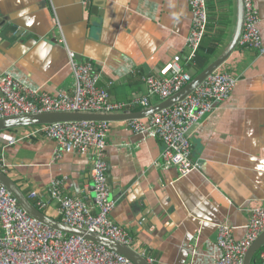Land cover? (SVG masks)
Instances as JSON below:
<instances>
[{"label": "crops", "instance_id": "obj_1", "mask_svg": "<svg viewBox=\"0 0 264 264\" xmlns=\"http://www.w3.org/2000/svg\"><path fill=\"white\" fill-rule=\"evenodd\" d=\"M253 5L264 44V0ZM206 10L207 33L220 39L213 60L232 39L236 1L206 0ZM190 26L188 0H0V73L36 93L71 95V52L91 64L102 85L111 84L112 101L122 102L145 95L142 76L186 57ZM193 66H184L190 76ZM220 70L238 80L230 97L189 130L199 170L187 177L162 167L161 141L134 134L127 121L109 124L103 153L115 202L110 219L149 264H212L223 254L218 226L232 227L240 240L251 208L264 203V54L237 46ZM35 128L0 133L4 172L25 194L42 197L57 180L64 195L95 212L94 155L56 157L55 141L23 138ZM7 136L22 140L9 145ZM42 212L60 221L55 204Z\"/></svg>", "mask_w": 264, "mask_h": 264}, {"label": "built area", "instance_id": "obj_2", "mask_svg": "<svg viewBox=\"0 0 264 264\" xmlns=\"http://www.w3.org/2000/svg\"><path fill=\"white\" fill-rule=\"evenodd\" d=\"M83 3L88 0H82ZM191 26L186 38L187 55L176 56L163 66L157 76H142L145 95L132 94L122 102L112 101L108 89L102 85L100 76L91 64L78 63L69 52L70 66L74 76V91L71 95L50 96L36 93L14 81L6 73H0V119L51 113H122L150 107V99L163 101L183 88L192 78L184 66L193 65L199 46L207 32L208 15L206 0H188ZM244 20L238 47L252 49L264 54V44L259 31V18L253 0H243ZM237 78L220 68L206 78L189 96L170 108L144 118L127 121L131 131L143 138H154L162 142V167H173L179 177H187L198 171L192 160V146L188 138L191 127L224 103L237 82ZM108 122L55 123L36 127L23 138L43 136L58 145L60 153L94 155L91 181L94 189V212L84 201L64 195L60 182L52 180L47 197L28 192L27 199L39 211L55 204L60 223L84 230L116 243L131 247L130 235L110 219L115 206L110 199L107 185V165L104 148L109 130ZM9 145L22 139L7 136ZM5 165L0 158V170ZM264 231V203L251 208L245 226V235L236 240L233 228L219 225L217 245L222 256L212 264H242L245 253ZM264 258V254H262ZM148 262V261H147ZM151 262V261H150ZM0 264H133L123 256L87 241L52 230L23 212L14 197L0 184Z\"/></svg>", "mask_w": 264, "mask_h": 264}, {"label": "water", "instance_id": "obj_3", "mask_svg": "<svg viewBox=\"0 0 264 264\" xmlns=\"http://www.w3.org/2000/svg\"><path fill=\"white\" fill-rule=\"evenodd\" d=\"M236 1V25L229 45L217 57H215L201 72L195 75L183 88L171 97L151 105L148 108L139 111H125L122 113H82V112H51L31 115H21L0 119V132L13 129L32 126L50 125L55 123H73V122H126L134 119H144L150 117L161 110L172 107L189 96L202 82L206 80L213 72L219 69L229 58L232 52L237 48L239 38L242 33L244 20L243 0ZM0 184L14 197L17 206L32 219L38 223L68 236H76L91 241L98 246L113 251L133 264H149L146 259L132 250L110 239L88 233L63 225L59 221L49 218L43 212L39 211L27 199L24 192L14 183V181L2 170H0ZM93 187V185H92ZM264 247V231L251 244L244 255L242 264H251L254 261L256 253Z\"/></svg>", "mask_w": 264, "mask_h": 264}, {"label": "trees", "instance_id": "obj_4", "mask_svg": "<svg viewBox=\"0 0 264 264\" xmlns=\"http://www.w3.org/2000/svg\"><path fill=\"white\" fill-rule=\"evenodd\" d=\"M208 27H209V25H207V28ZM219 41H220V39L218 37L211 36V34L208 35V33L206 32V34H205V36H204V38H203V40L199 46L196 57L194 59L195 66H193V67H194L195 72L193 73V75H191V78H193L196 74L201 72L212 61V58L214 57V55L217 51ZM35 127H39V126H35ZM27 128H29V127H27ZM13 130H15V129H11L9 131H13ZM263 252H264V247L261 248L256 253L254 261L251 264H264V260L262 261L259 258V255Z\"/></svg>", "mask_w": 264, "mask_h": 264}]
</instances>
